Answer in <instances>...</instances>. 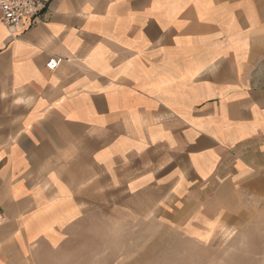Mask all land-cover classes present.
<instances>
[{"label": "crops", "instance_id": "1", "mask_svg": "<svg viewBox=\"0 0 264 264\" xmlns=\"http://www.w3.org/2000/svg\"><path fill=\"white\" fill-rule=\"evenodd\" d=\"M122 214L261 247L264 0L0 12V264H79Z\"/></svg>", "mask_w": 264, "mask_h": 264}, {"label": "rangeland", "instance_id": "2", "mask_svg": "<svg viewBox=\"0 0 264 264\" xmlns=\"http://www.w3.org/2000/svg\"><path fill=\"white\" fill-rule=\"evenodd\" d=\"M95 234L87 233L79 264H264V239L257 248L237 232H224L213 241L189 240L172 230L159 231L148 216L122 214L102 224V247Z\"/></svg>", "mask_w": 264, "mask_h": 264}, {"label": "built area", "instance_id": "3", "mask_svg": "<svg viewBox=\"0 0 264 264\" xmlns=\"http://www.w3.org/2000/svg\"><path fill=\"white\" fill-rule=\"evenodd\" d=\"M49 0H0L2 21L10 28L28 23V28L35 25L41 14L47 9ZM61 60L52 59L47 68L56 70Z\"/></svg>", "mask_w": 264, "mask_h": 264}]
</instances>
